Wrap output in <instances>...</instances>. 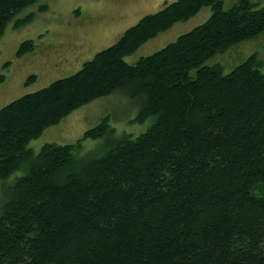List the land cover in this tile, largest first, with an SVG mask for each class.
<instances>
[{"label": "trees", "instance_id": "trees-1", "mask_svg": "<svg viewBox=\"0 0 264 264\" xmlns=\"http://www.w3.org/2000/svg\"><path fill=\"white\" fill-rule=\"evenodd\" d=\"M37 1L0 0V39L34 20L20 15ZM207 7L205 23L126 61ZM263 34L264 6L251 0H177L75 74L3 107L0 181L24 172L4 187L0 264H264V69L256 56L229 72L209 63ZM35 47L24 41L16 57ZM115 93L140 101L145 132L117 136L106 117L76 145L29 147ZM87 139L104 145L81 154Z\"/></svg>", "mask_w": 264, "mask_h": 264}, {"label": "rangeland", "instance_id": "rangeland-1", "mask_svg": "<svg viewBox=\"0 0 264 264\" xmlns=\"http://www.w3.org/2000/svg\"><path fill=\"white\" fill-rule=\"evenodd\" d=\"M177 0H39L27 8L20 17L35 14L34 20L20 29L14 21L6 28L0 39V75L5 82L0 85V110L19 97L41 90L53 82L78 72L85 63L99 52L114 45L132 26L147 15L162 10L166 4ZM241 0H224L226 9ZM264 6V0H251ZM48 5L42 11L41 6ZM211 8H203L188 22L178 23L169 31L143 45L133 56L126 59L135 63L142 57L155 54L180 36L205 23L211 16ZM26 40H33L35 50L20 58L17 51ZM256 56L264 69V34L259 38L233 47L225 54L216 56L209 63L223 66L225 72ZM6 64H9L6 66ZM115 93L101 98L72 112L58 125L48 128L43 135L32 140L29 147L38 153L46 144L76 145L84 133L109 117V124L117 136H138L152 123L135 122L142 105ZM104 139L82 141L83 153L98 151ZM106 145V143H105ZM24 170L0 181V205L5 199L4 187Z\"/></svg>", "mask_w": 264, "mask_h": 264}]
</instances>
